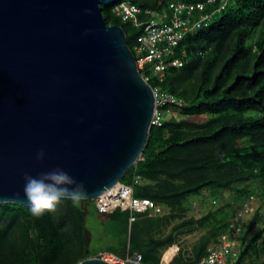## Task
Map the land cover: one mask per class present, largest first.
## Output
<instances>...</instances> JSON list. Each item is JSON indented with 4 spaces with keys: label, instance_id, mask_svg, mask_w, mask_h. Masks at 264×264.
Instances as JSON below:
<instances>
[{
    "label": "trees",
    "instance_id": "16d2710c",
    "mask_svg": "<svg viewBox=\"0 0 264 264\" xmlns=\"http://www.w3.org/2000/svg\"><path fill=\"white\" fill-rule=\"evenodd\" d=\"M170 1L134 0L141 9L155 11L168 8ZM112 10V5L103 6L107 23L123 27L133 49L143 28L123 22ZM230 43L232 48L226 51ZM181 46L189 62L168 70L164 81L152 76L149 83L183 105L161 108L163 124L152 126L140 160L121 181L136 198L152 200L161 212L117 208L109 214L110 220L133 223L128 255L142 254V264H200L222 235H233L237 228L239 235L233 239L238 257L233 264H264V0H231L209 28L190 34ZM202 115L208 117L198 119ZM196 196L209 208L200 217L188 216L194 208L191 198ZM257 199L262 202L255 204ZM62 203L55 214L45 211L39 217L29 207L1 203L0 224L13 217L15 223L24 221L26 229L20 236L21 247L9 260L4 251L7 230H0V264H60L70 249L86 241L88 236L77 234L85 211L69 200ZM62 209L74 220L73 244L62 232L64 220L55 222ZM177 219L181 221L163 236ZM129 230L126 226L123 233ZM198 231L203 233L193 246V257L181 250L171 259L165 256L177 234ZM106 252L118 254L104 250L69 264Z\"/></svg>",
    "mask_w": 264,
    "mask_h": 264
},
{
    "label": "water",
    "instance_id": "95a60500",
    "mask_svg": "<svg viewBox=\"0 0 264 264\" xmlns=\"http://www.w3.org/2000/svg\"><path fill=\"white\" fill-rule=\"evenodd\" d=\"M119 2L0 0V204L29 207L25 174L56 168L94 201L140 160L157 99L125 30L103 15Z\"/></svg>",
    "mask_w": 264,
    "mask_h": 264
},
{
    "label": "built area",
    "instance_id": "2783aa9c",
    "mask_svg": "<svg viewBox=\"0 0 264 264\" xmlns=\"http://www.w3.org/2000/svg\"><path fill=\"white\" fill-rule=\"evenodd\" d=\"M231 0H204L187 2L172 0L168 8L163 11L153 9L143 10L134 0H120L118 5H113V13L123 22H129L136 27L143 28L134 45L133 51L143 76L149 82L150 77H158L164 81L166 73L171 68H181L189 62V54L181 45L190 35L200 30L209 28L214 20L229 6ZM118 6V7H114ZM203 54L202 51H200ZM157 108L153 125L161 126L164 113L161 108L167 104L183 105V101L174 95L164 92L161 88L155 89ZM100 212H111L117 208L129 209L132 213H144L153 210L161 212V207L156 206L150 199L136 198L133 189L122 183L107 191L102 197L95 200ZM249 206L246 205V210ZM242 215V214H240ZM135 216L131 217L134 221ZM237 228L233 235L224 234L220 243L211 249L201 260L200 264H233L238 257L234 237L239 235ZM112 263L123 264L127 260H135L142 264L143 255L135 253L121 258L115 254L105 253L100 256Z\"/></svg>",
    "mask_w": 264,
    "mask_h": 264
},
{
    "label": "rangeland",
    "instance_id": "374dc122",
    "mask_svg": "<svg viewBox=\"0 0 264 264\" xmlns=\"http://www.w3.org/2000/svg\"><path fill=\"white\" fill-rule=\"evenodd\" d=\"M231 48L232 43L225 46L226 51H230ZM207 117V115H202L199 116L198 119L205 120ZM201 198V196L191 198V203L193 204L194 208L190 211L188 216L193 215L195 217H200L202 213L209 208L208 206H203L207 204H205V202ZM62 202L61 204L63 206L65 203ZM88 202L89 203L87 204L81 203V207L85 211V214L84 216H81V224L83 228L80 229L82 231H77L78 236L83 235V237H88L85 238L86 241H84L83 239V242L79 243L78 248L70 249V251H68V253L65 255V259H63L60 264H69L81 259L84 255H93L104 250H114L118 253V255H121L124 249H129V247L131 246V228L132 226H134L133 223L124 222V220H108L107 216H109L110 212H98L97 210L99 209L96 206L95 200ZM260 202L262 201L257 199L255 201V204H260ZM261 209L264 211V203L261 205ZM13 220V217H9L8 220L5 219L0 224V230H7L8 238L6 239L4 245V251L7 260L11 259L10 257L12 256V254L14 255V252L21 247L22 241H20V236L23 235V231L26 229L24 221L15 223ZM63 220L65 222V226L63 227L62 232H65L66 238L71 242V244H73L75 240L74 235L76 234L74 230V220H72L69 215L66 216L65 212L62 209V211H59L58 215L55 217V222L59 224ZM180 221L181 219L174 220L167 228L163 230V236H167L170 231H172V227ZM126 226L130 228L129 233H123V231L126 229ZM202 233L203 231H198L189 235L177 234L178 238L176 239L175 245L165 251V256L171 259L174 254H178V252L181 250L186 255V257H193V246L199 241ZM171 251L174 253L168 256L167 254Z\"/></svg>",
    "mask_w": 264,
    "mask_h": 264
},
{
    "label": "clouds",
    "instance_id": "9594fccd",
    "mask_svg": "<svg viewBox=\"0 0 264 264\" xmlns=\"http://www.w3.org/2000/svg\"><path fill=\"white\" fill-rule=\"evenodd\" d=\"M37 159L43 161V151L38 153ZM24 181V198L31 214L36 217L42 216L45 211L55 214L57 205L64 200L71 201L72 205L78 208L89 196L85 185L61 168L42 172L36 177L25 174ZM15 197L23 199L19 192L15 194Z\"/></svg>",
    "mask_w": 264,
    "mask_h": 264
},
{
    "label": "crops",
    "instance_id": "0c3cea01",
    "mask_svg": "<svg viewBox=\"0 0 264 264\" xmlns=\"http://www.w3.org/2000/svg\"><path fill=\"white\" fill-rule=\"evenodd\" d=\"M96 206H97V205H96ZM97 208H98V207H97ZM98 209H99V208H98ZM120 209H122V208H120ZM123 209H124V208H123ZM126 209H127V208H126ZM97 211L100 212V210H97ZM113 211H115V210H113ZM113 211H111V212H113ZM129 211H130V210H129ZM98 212H97V213H98ZM111 212H110V213H111ZM107 217H108L107 219L109 220L110 217H109V216H107ZM108 220H107V221H108ZM106 253H110V252H106ZM115 255H116V254H115ZM125 255H126V256H125ZM117 256H119V257H121V258H126V257L128 256V250H127V249H124L123 253H122L121 255H118V254H117Z\"/></svg>",
    "mask_w": 264,
    "mask_h": 264
},
{
    "label": "bare ground",
    "instance_id": "6f19581e",
    "mask_svg": "<svg viewBox=\"0 0 264 264\" xmlns=\"http://www.w3.org/2000/svg\"><path fill=\"white\" fill-rule=\"evenodd\" d=\"M119 3H120V2H119ZM119 3H118V4H119ZM118 4H116V5H118ZM117 185H118V184H117ZM104 194H105V193H104ZM104 194H102L101 197H102ZM107 260H111V259L107 258Z\"/></svg>",
    "mask_w": 264,
    "mask_h": 264
}]
</instances>
